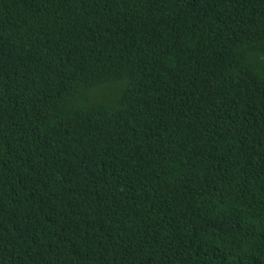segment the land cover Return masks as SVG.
Wrapping results in <instances>:
<instances>
[{
	"label": "trees",
	"instance_id": "1",
	"mask_svg": "<svg viewBox=\"0 0 264 264\" xmlns=\"http://www.w3.org/2000/svg\"><path fill=\"white\" fill-rule=\"evenodd\" d=\"M0 264H264V0H0Z\"/></svg>",
	"mask_w": 264,
	"mask_h": 264
}]
</instances>
